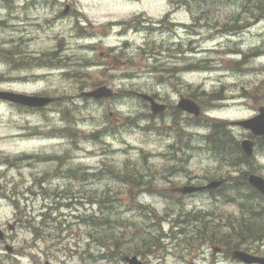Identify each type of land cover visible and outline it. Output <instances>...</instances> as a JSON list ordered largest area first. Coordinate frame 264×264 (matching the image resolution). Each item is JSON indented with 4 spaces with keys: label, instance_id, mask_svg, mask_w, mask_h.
Masks as SVG:
<instances>
[{
    "label": "clouds",
    "instance_id": "obj_1",
    "mask_svg": "<svg viewBox=\"0 0 264 264\" xmlns=\"http://www.w3.org/2000/svg\"><path fill=\"white\" fill-rule=\"evenodd\" d=\"M0 264H264V0H0Z\"/></svg>",
    "mask_w": 264,
    "mask_h": 264
},
{
    "label": "water",
    "instance_id": "obj_2",
    "mask_svg": "<svg viewBox=\"0 0 264 264\" xmlns=\"http://www.w3.org/2000/svg\"><path fill=\"white\" fill-rule=\"evenodd\" d=\"M237 255H240V254H237Z\"/></svg>",
    "mask_w": 264,
    "mask_h": 264
}]
</instances>
